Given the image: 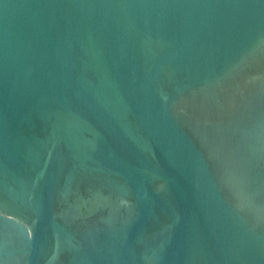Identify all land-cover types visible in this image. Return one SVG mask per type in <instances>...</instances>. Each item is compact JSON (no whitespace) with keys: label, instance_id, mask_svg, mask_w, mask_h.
Listing matches in <instances>:
<instances>
[{"label":"water","instance_id":"1","mask_svg":"<svg viewBox=\"0 0 264 264\" xmlns=\"http://www.w3.org/2000/svg\"><path fill=\"white\" fill-rule=\"evenodd\" d=\"M0 264H264V0H0Z\"/></svg>","mask_w":264,"mask_h":264}]
</instances>
